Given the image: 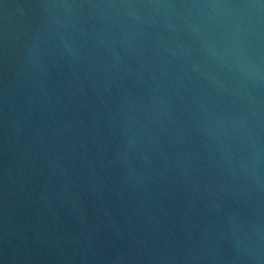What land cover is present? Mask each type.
Returning <instances> with one entry per match:
<instances>
[{
	"label": "water",
	"instance_id": "95a60500",
	"mask_svg": "<svg viewBox=\"0 0 264 264\" xmlns=\"http://www.w3.org/2000/svg\"><path fill=\"white\" fill-rule=\"evenodd\" d=\"M0 264H264V0H0Z\"/></svg>",
	"mask_w": 264,
	"mask_h": 264
}]
</instances>
